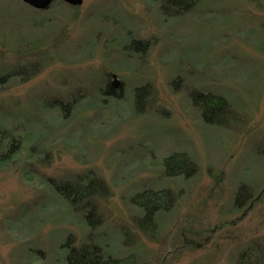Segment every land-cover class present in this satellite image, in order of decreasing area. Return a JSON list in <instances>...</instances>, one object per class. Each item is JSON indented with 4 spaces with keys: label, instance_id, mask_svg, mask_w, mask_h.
Listing matches in <instances>:
<instances>
[{
    "label": "rangeland",
    "instance_id": "rangeland-1",
    "mask_svg": "<svg viewBox=\"0 0 264 264\" xmlns=\"http://www.w3.org/2000/svg\"><path fill=\"white\" fill-rule=\"evenodd\" d=\"M13 72L0 84V155L21 142L0 163V264H66L87 242L132 264H256L264 0H84L46 11L0 0V78ZM196 93L227 105L206 117ZM176 153L195 174L165 175ZM94 179L107 195L89 203L73 206L56 188ZM162 189L174 206L142 225L133 197Z\"/></svg>",
    "mask_w": 264,
    "mask_h": 264
},
{
    "label": "trees",
    "instance_id": "trees-1",
    "mask_svg": "<svg viewBox=\"0 0 264 264\" xmlns=\"http://www.w3.org/2000/svg\"><path fill=\"white\" fill-rule=\"evenodd\" d=\"M21 73L13 72L2 78H0V84H5L9 77L20 76ZM107 95L115 97L114 89L110 84L105 89ZM138 96H143L144 91L142 89L136 90ZM193 103L197 108H201L204 115H212L224 104L227 105L226 101L221 97H216L215 95H204V94H194ZM18 144L16 146H11L7 154L0 155V163L7 164L10 159L17 153L13 152L14 149H18L20 142L19 140L15 141ZM0 149H2L0 147ZM8 149V148H7ZM164 171L167 177H177L185 176L190 177L196 172V166L190 158L185 154L176 153L168 156L164 160ZM58 193L63 196L64 199L68 200L69 203L75 206L78 203L90 202L96 197H102V195H107L106 188L103 185V182L99 179L74 182V183H64L56 185ZM176 195L170 190H144L141 193H137L132 202L134 205L139 207L143 212V217L140 219L142 225L144 223H150L154 225L156 216L161 212L169 211L175 204ZM95 209L91 208V212L88 213V219H90L95 214ZM87 218V217H86ZM69 254L66 258V264H132V259L128 262L123 260L115 259L110 255H107L104 250L93 244L92 242H87L80 247H70ZM264 250H259V259L256 261V264H264ZM256 251L250 250L247 251V254H253ZM244 256V255H243ZM242 256V257H243Z\"/></svg>",
    "mask_w": 264,
    "mask_h": 264
},
{
    "label": "water",
    "instance_id": "water-1",
    "mask_svg": "<svg viewBox=\"0 0 264 264\" xmlns=\"http://www.w3.org/2000/svg\"><path fill=\"white\" fill-rule=\"evenodd\" d=\"M24 4L30 6L37 11L49 10L55 3L61 2L71 7H81L84 0H22ZM115 88L119 87V83L113 82Z\"/></svg>",
    "mask_w": 264,
    "mask_h": 264
},
{
    "label": "flooded vegetation",
    "instance_id": "flooded-vegetation-1",
    "mask_svg": "<svg viewBox=\"0 0 264 264\" xmlns=\"http://www.w3.org/2000/svg\"><path fill=\"white\" fill-rule=\"evenodd\" d=\"M107 86H108V85H107ZM110 86L114 89V94H116L115 89H117V88H115V87L113 86V82L110 83ZM105 93H106V91H105Z\"/></svg>",
    "mask_w": 264,
    "mask_h": 264
}]
</instances>
